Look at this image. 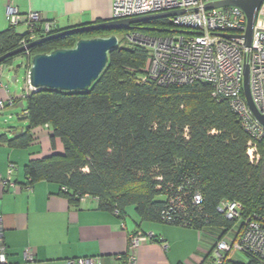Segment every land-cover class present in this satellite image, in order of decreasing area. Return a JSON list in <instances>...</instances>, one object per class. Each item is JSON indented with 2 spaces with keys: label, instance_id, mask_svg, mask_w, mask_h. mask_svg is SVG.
Returning a JSON list of instances; mask_svg holds the SVG:
<instances>
[{
  "label": "trees",
  "instance_id": "16d2710c",
  "mask_svg": "<svg viewBox=\"0 0 264 264\" xmlns=\"http://www.w3.org/2000/svg\"><path fill=\"white\" fill-rule=\"evenodd\" d=\"M127 31L148 36L179 32L169 19L157 18L129 30L64 35L22 54L31 59L35 53L72 47L80 38ZM24 37L14 26L0 31V55L19 47ZM126 41L109 52L105 70L86 91H30L21 114L25 129L12 137L0 133V143L24 148L32 139L29 130L47 125L52 146L56 139L61 142V151L27 162V182H54L72 204L93 196L98 207L117 210L119 218L129 206L141 220L175 225L191 220L198 230L218 227L219 236L234 224L217 210L222 200L239 201L243 215L264 216V166L249 162L250 136L228 102L214 99L207 82L140 81L150 49ZM195 193L202 196L200 206L192 203ZM170 197L185 207L173 208ZM246 257V262L232 257L223 264H258Z\"/></svg>",
  "mask_w": 264,
  "mask_h": 264
},
{
  "label": "built area",
  "instance_id": "2783aa9c",
  "mask_svg": "<svg viewBox=\"0 0 264 264\" xmlns=\"http://www.w3.org/2000/svg\"><path fill=\"white\" fill-rule=\"evenodd\" d=\"M215 1L220 0H113L110 19L182 10L167 17L179 32L164 36H148L135 31L125 33L128 40L137 41L150 49L145 73L140 81L152 80L158 85L188 84L194 81L209 83L212 97L217 101H227L249 134L246 146L249 162L264 166V126L248 106L243 86L247 66L251 100L256 110L264 114V0L256 13L249 45L245 44L243 38L247 23L244 11L234 5L206 7ZM6 17L9 25L15 28L25 23V37L20 40V45L51 34L56 28L53 22L44 21L39 13L29 12L24 15L10 4L6 6ZM24 53L27 55L28 50ZM33 90L27 71L26 87L20 96L26 98ZM17 101L16 97L11 96L0 98V110L16 105ZM14 170V163L9 162L7 174H12ZM0 182L7 183L1 175ZM9 186L14 187V184L9 183ZM202 202L200 193L192 196L195 206H200ZM169 203L173 208L185 207L184 202L177 197H170ZM242 208L237 200H222L217 206V210L234 224L220 234L209 249L205 264H223L226 259L233 257L234 252L249 255L264 264V216L243 215ZM113 212L119 214L117 210ZM163 219L167 220L168 216L167 219L163 216ZM179 225L193 228L194 223L183 220ZM151 238L152 233L142 231L130 235L124 264H136V248ZM26 257L32 258L31 251L26 252ZM98 260V257H77L66 259L65 263L95 264ZM6 263L0 214V264Z\"/></svg>",
  "mask_w": 264,
  "mask_h": 264
},
{
  "label": "crops",
  "instance_id": "0c3cea01",
  "mask_svg": "<svg viewBox=\"0 0 264 264\" xmlns=\"http://www.w3.org/2000/svg\"><path fill=\"white\" fill-rule=\"evenodd\" d=\"M112 1L0 0V31L9 26L8 4L24 15L37 12L44 21L66 29L109 20ZM15 30L24 33L25 23ZM4 85L0 82L2 99L6 94ZM12 132L8 131V136L12 137ZM29 134L32 139L24 148L0 143V175L7 182H0L6 264H66V259L77 257H98L95 264H124L129 237L138 231L152 233V238L136 248V264H201L218 239L220 229L216 226L198 230L141 220L137 214L130 220L125 218L127 213L119 218L113 211L98 207L93 196L87 195L72 204L54 182L39 179L28 183L24 166L30 159L62 150L58 139L52 146L47 125L33 127ZM9 162L15 165L10 175L7 174ZM27 251H31L32 258L26 257Z\"/></svg>",
  "mask_w": 264,
  "mask_h": 264
},
{
  "label": "water",
  "instance_id": "95a60500",
  "mask_svg": "<svg viewBox=\"0 0 264 264\" xmlns=\"http://www.w3.org/2000/svg\"><path fill=\"white\" fill-rule=\"evenodd\" d=\"M261 2L262 0H220L211 2L207 4L206 7L234 5L241 8L247 20L243 38L245 39V44L249 45L256 13ZM180 12H182V10L165 11L125 19H109L106 21L60 29L57 32L32 40L25 45H20L0 55V63L7 57L24 53L33 46L53 38L88 31L129 30L136 23L157 18H167ZM118 45L119 39L116 34L112 33L105 36L96 35L93 37L80 38L72 47H59L49 52L35 53L31 56L30 60L29 84L35 90L49 88L64 91H86L105 70L108 64L109 52L117 48ZM14 78L13 76L12 80H14ZM243 86L248 106L257 120L264 126V114H260L256 110L249 94L247 66H245L244 70ZM18 105L23 107L24 103L19 102ZM21 131V128L16 129L12 132V136L18 135Z\"/></svg>",
  "mask_w": 264,
  "mask_h": 264
},
{
  "label": "rangeland",
  "instance_id": "374dc122",
  "mask_svg": "<svg viewBox=\"0 0 264 264\" xmlns=\"http://www.w3.org/2000/svg\"><path fill=\"white\" fill-rule=\"evenodd\" d=\"M130 32L133 31L117 33V37L121 44L127 42L126 40L128 39L125 36V33ZM30 60L31 59L29 57L27 58L24 54L21 53L13 56L11 61L7 64H2V67L0 68V82L5 84L4 91H6V94L4 95V99H6L9 95L16 96V100H18V102L21 101V99H25L20 95L23 93L26 87V75L27 71H29L31 62ZM13 76L15 77L14 80H12ZM25 102L26 101L24 100L23 103L25 104ZM21 114L22 107H20L18 104L13 106H6L2 110H0V133H8V131H15L19 128H25L27 125V121L21 117ZM126 213L127 215L125 218L130 220H132L133 217L136 216L133 207L128 206L126 208ZM232 254L233 258L236 260H240L243 262L247 261V257L242 253L234 252Z\"/></svg>",
  "mask_w": 264,
  "mask_h": 264
},
{
  "label": "clouds",
  "instance_id": "9594fccd",
  "mask_svg": "<svg viewBox=\"0 0 264 264\" xmlns=\"http://www.w3.org/2000/svg\"><path fill=\"white\" fill-rule=\"evenodd\" d=\"M19 102H21V101H19ZM19 102H18V103H19ZM22 102H23V101H22Z\"/></svg>",
  "mask_w": 264,
  "mask_h": 264
}]
</instances>
